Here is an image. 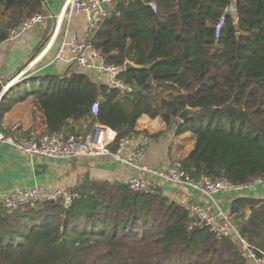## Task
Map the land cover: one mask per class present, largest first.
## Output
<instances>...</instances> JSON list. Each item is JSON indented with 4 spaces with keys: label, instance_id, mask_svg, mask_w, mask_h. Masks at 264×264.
Returning <instances> with one entry per match:
<instances>
[{
    "label": "trees",
    "instance_id": "obj_1",
    "mask_svg": "<svg viewBox=\"0 0 264 264\" xmlns=\"http://www.w3.org/2000/svg\"><path fill=\"white\" fill-rule=\"evenodd\" d=\"M229 5L235 13L216 39L214 26ZM46 6L0 0V42ZM91 43L120 67L130 91L73 69L23 79L39 81L29 93L47 98L54 128L46 133L84 136L98 124L117 140L144 133L152 142L172 131L179 148L192 142L176 157L189 179H264V0H119ZM127 61L133 65L125 68ZM11 90L0 117L17 102ZM186 106L198 110L181 122ZM143 116L164 130H138ZM68 190L69 205H0V264H249L237 240L190 226L185 204L159 187L133 191L123 182L85 179ZM228 216L241 238L264 250V198L235 197Z\"/></svg>",
    "mask_w": 264,
    "mask_h": 264
},
{
    "label": "crops",
    "instance_id": "obj_2",
    "mask_svg": "<svg viewBox=\"0 0 264 264\" xmlns=\"http://www.w3.org/2000/svg\"><path fill=\"white\" fill-rule=\"evenodd\" d=\"M66 1L45 0L47 6L41 25L28 29L15 39H5L0 42V83H7L14 77L18 79L9 87L12 90L8 94L17 102L0 117V129L11 133L15 138L38 136L54 128L47 98L39 92L35 95L29 93L40 82L23 83V79H28L41 72L56 71L62 74L68 69H73L85 72L96 83L107 84V75L95 70L79 68L71 61L70 52L65 53L63 60L52 62L65 30L64 23L61 24L58 17ZM53 34L56 38L46 49L45 56L36 59ZM67 35L68 37L76 35L80 39L86 38V15L84 13H78L71 19L67 26ZM164 128L162 123L146 116L141 117L137 122L138 130H147L150 133L161 132ZM175 139L172 131L160 134L148 145L144 157L145 163L162 167L177 161V156L185 155L191 148L192 142H187L182 149H176ZM177 140L180 142L181 137ZM134 173L135 170L132 167L110 157H80L64 161L42 156H29L9 143H0V205L6 194L17 188L44 185L71 189L85 179L126 183ZM155 182L156 187L163 189L175 199L181 200L185 206L188 203H199L207 210L214 211L212 203L192 187L179 188L167 185L160 180H155ZM238 196L264 198V184L229 194L219 193L215 199L225 214H228L229 202Z\"/></svg>",
    "mask_w": 264,
    "mask_h": 264
},
{
    "label": "built area",
    "instance_id": "obj_3",
    "mask_svg": "<svg viewBox=\"0 0 264 264\" xmlns=\"http://www.w3.org/2000/svg\"><path fill=\"white\" fill-rule=\"evenodd\" d=\"M117 1L119 0H67L62 13L58 17L60 23H64L65 30L52 62L63 60L65 53L70 52L72 54L70 57L71 61L79 68L95 70L105 74L107 75L108 86L130 91V87L125 85L118 76L120 67L107 63L91 43L92 36L109 16ZM149 5L153 11L156 10L155 3L149 2ZM78 13L86 15L87 36L84 39H80L76 35L72 37H68L67 35V26ZM234 13L235 9L233 5H229L224 9L223 14L214 26V36L216 39L225 26L226 15H233ZM43 21L44 15L36 13L15 27L10 28L6 39H15L28 29L41 25ZM55 38L53 34L47 40L44 49L36 56V59L45 56L46 49ZM16 79L17 77H14L7 83H0V102ZM97 109L98 101H95L91 106V112L96 114ZM150 140L151 137L144 133H130L117 140L116 131L110 127L98 124H95L92 131L84 136L71 135L67 137L52 132L28 138H15L10 133H6L0 129V143H9L17 150L29 156L49 157L64 161L80 157L104 156L129 165L135 170V173L128 178L126 184L133 191H153L156 187L155 180H160L170 186L179 188L192 187L198 190L212 203L214 211L207 210L199 203H188L185 208L190 218V226L205 227L214 233L217 238H234L238 241L249 264H264V250L253 247L238 235L228 214H225L215 199V196L219 193L229 194L233 191L264 184V179L257 178L244 184H232L225 178H203L200 181H193L189 179L178 160L162 167L145 163L144 157L146 149L151 142ZM73 197L74 193H71L64 187L34 185L10 191L4 197L2 205L8 209L42 201L53 203L60 201L64 205H69Z\"/></svg>",
    "mask_w": 264,
    "mask_h": 264
},
{
    "label": "water",
    "instance_id": "obj_4",
    "mask_svg": "<svg viewBox=\"0 0 264 264\" xmlns=\"http://www.w3.org/2000/svg\"><path fill=\"white\" fill-rule=\"evenodd\" d=\"M45 2V0H43ZM103 6V5H102ZM133 64L131 62H125V68L129 67V66H132ZM131 87V86H129ZM134 89H139L138 86H134L133 87ZM140 90V89H139ZM198 109L196 108H191L189 106H186L177 116V118L183 122L185 121L189 116H191L194 112H196ZM245 256V254H244Z\"/></svg>",
    "mask_w": 264,
    "mask_h": 264
},
{
    "label": "rangeland",
    "instance_id": "obj_5",
    "mask_svg": "<svg viewBox=\"0 0 264 264\" xmlns=\"http://www.w3.org/2000/svg\"><path fill=\"white\" fill-rule=\"evenodd\" d=\"M186 135V134H185ZM176 140V142H175V147H176V149H179V145L177 144L178 142V140H177V138L175 139Z\"/></svg>",
    "mask_w": 264,
    "mask_h": 264
},
{
    "label": "bare ground",
    "instance_id": "obj_6",
    "mask_svg": "<svg viewBox=\"0 0 264 264\" xmlns=\"http://www.w3.org/2000/svg\"><path fill=\"white\" fill-rule=\"evenodd\" d=\"M8 91V90H7ZM11 134V133H10Z\"/></svg>",
    "mask_w": 264,
    "mask_h": 264
}]
</instances>
